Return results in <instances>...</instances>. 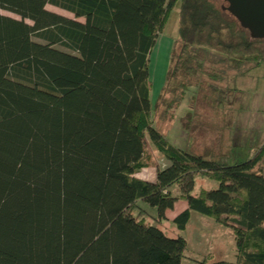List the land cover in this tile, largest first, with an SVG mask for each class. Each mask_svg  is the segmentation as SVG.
I'll return each mask as SVG.
<instances>
[{
    "label": "trees",
    "instance_id": "16d2710c",
    "mask_svg": "<svg viewBox=\"0 0 264 264\" xmlns=\"http://www.w3.org/2000/svg\"><path fill=\"white\" fill-rule=\"evenodd\" d=\"M178 2V38L152 104L148 58ZM223 3L0 0L19 18L0 14V264H182L187 241L161 228L178 201L187 205L171 221L178 231L196 212L234 237V262L198 264H264V140L230 164L231 145L187 152L151 119L158 111L169 123L190 94L181 127L195 130L208 93L217 107L230 78L264 65V38ZM146 135L168 162L153 181L136 176ZM197 176L217 188L193 194Z\"/></svg>",
    "mask_w": 264,
    "mask_h": 264
},
{
    "label": "rangeland",
    "instance_id": "374dc122",
    "mask_svg": "<svg viewBox=\"0 0 264 264\" xmlns=\"http://www.w3.org/2000/svg\"><path fill=\"white\" fill-rule=\"evenodd\" d=\"M219 5L224 6L222 0H215ZM178 2L172 10L170 17L164 26L162 33L157 36L156 43L148 58V73L151 83L150 100L154 104L165 81L166 72L170 61V50L172 43L178 38ZM46 9L63 17L83 22V19L75 17L61 9L47 5ZM0 14L19 19L17 16L0 10ZM28 24L31 22L27 21ZM227 87L229 91L222 94V103L215 107L212 99L214 94L208 93V98L204 99L196 108L197 118L195 122L199 124L195 130L185 133L181 127V121L187 112H192L193 105L190 102V94L186 95L179 108L170 111L171 118L168 121L162 119L159 112L151 115L153 125L160 127L165 135L166 141L172 146L187 152L205 153L211 149L226 150L232 146L233 158L230 164L244 162L249 159L252 153L264 140V65L255 69L246 76L230 78ZM217 97V96H216ZM224 113V126L221 128L222 116ZM185 121V120H184ZM147 138V147L143 157L145 167L141 168L136 176L140 179L153 181L157 169H163L168 162L157 151L156 147ZM231 145V146H230ZM218 184L213 180L197 176L193 194L201 190L216 189ZM174 197H178L177 188L172 189ZM179 202V201H178ZM184 203H186L184 201ZM141 206L150 211L153 217L154 210L141 202ZM181 205H177L175 210L167 212V221L161 223V228L167 237H182L190 244L185 251L186 258H191L197 262L203 259L210 261H220L222 256L227 259L235 249V241L232 232L214 221L196 212L191 213L190 220L184 231H178L172 224L171 218L175 212H180ZM146 221L152 222L150 218ZM200 252L201 254H198ZM225 256V257H226ZM213 259V260H212ZM220 259V260H219ZM230 262L229 260H223ZM191 264H194L191 261Z\"/></svg>",
    "mask_w": 264,
    "mask_h": 264
},
{
    "label": "water",
    "instance_id": "95a60500",
    "mask_svg": "<svg viewBox=\"0 0 264 264\" xmlns=\"http://www.w3.org/2000/svg\"><path fill=\"white\" fill-rule=\"evenodd\" d=\"M227 11L254 38H264V0H223Z\"/></svg>",
    "mask_w": 264,
    "mask_h": 264
},
{
    "label": "crops",
    "instance_id": "0c3cea01",
    "mask_svg": "<svg viewBox=\"0 0 264 264\" xmlns=\"http://www.w3.org/2000/svg\"><path fill=\"white\" fill-rule=\"evenodd\" d=\"M181 205V210H180V212L181 211H183L184 209H186L187 208V205H186V203H184V201H179V202H177L176 204H175V206H174V210H175V208H176V206L177 205ZM167 212H170V211H167ZM166 212V213H167ZM178 214V212H175V215L173 216V218L176 216ZM166 217H167V214H166ZM173 218H171V220H173ZM167 219H169L168 217H167ZM189 246H190V244H187V249L189 248ZM186 249V250H187ZM198 254H201L200 252H197ZM226 255H223L222 256V260H220V261H223V260H229L230 262H234L235 260H236V252H235V249H234V252L233 253H231V255H229L228 256V258L229 259H227V256L225 257ZM213 260V259H212ZM191 261H193V263L194 264H198V262L197 261H195V260H193V259H189V258H186V256H185V259L183 260V262H182V264H191L192 262Z\"/></svg>",
    "mask_w": 264,
    "mask_h": 264
}]
</instances>
